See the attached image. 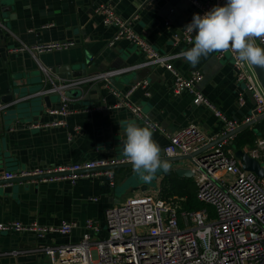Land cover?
Here are the masks:
<instances>
[{
	"label": "crops",
	"instance_id": "0c3cea01",
	"mask_svg": "<svg viewBox=\"0 0 264 264\" xmlns=\"http://www.w3.org/2000/svg\"><path fill=\"white\" fill-rule=\"evenodd\" d=\"M166 1L0 0V22L6 25L5 33L12 43L7 59L0 58V96L15 92L17 97L24 98L40 93L50 84H44L39 63L45 67L63 69L64 65L78 59L83 53L92 58L93 64L103 71L142 64L145 61L144 54L126 39L113 40L117 28L103 24L102 14L94 11L96 5L108 3L121 17H133V29L155 50L178 54L173 64L183 74L199 71L202 79L197 83V88L228 119L240 124L246 122L253 117L254 102L243 84L236 80L232 58L229 55L218 57L217 52H214L192 66L180 56L181 52L193 46L195 33L190 44L183 42L177 46L172 43V34L181 31L197 9L190 2L180 0L172 10L165 11L163 6ZM225 3L226 0H222L221 6ZM50 22L52 26L43 27ZM14 36L26 44L62 40H73L75 44L66 50L40 53L35 59L27 52L11 51L19 43ZM141 67L115 76L120 84H124L118 89L121 93L131 86L129 82L138 75ZM149 73L150 76L142 78L148 81L146 89H134L130 100L140 105L143 113L159 123L160 129L151 131L153 140L161 150L168 143L169 134L191 123L197 124L205 136H220L223 122L205 106L194 104L192 95L187 91L174 93L169 71L162 65H152ZM56 76L54 80L59 84L61 81ZM99 84L102 87L100 96L94 92L74 96L75 89H71L68 93V107L72 112L65 117L51 115L43 106L21 122L9 114L15 100L4 103L8 106L0 110L2 172L53 168L85 160L121 156L123 149L119 139L125 138L127 123L135 121L140 126L144 124L127 108H107L116 104L117 97L110 92L111 85L105 86L104 82ZM145 90L149 91L148 96L144 94ZM243 93L245 102L239 105L237 97ZM49 100L51 107L59 105L58 94L52 93ZM0 105H3L1 101ZM38 110L43 111L38 115ZM34 116H37L39 123L64 119L65 124L52 126L49 123L47 127L43 125L39 128L27 126L26 121L30 122ZM255 125L256 122L249 127ZM68 134L71 135L70 139ZM243 149L249 150L247 146ZM112 170L113 185H110L106 175L80 177L74 183L68 179L38 180L35 182V192L27 189L18 192L17 184H14L11 196H0V221L36 220L47 225L76 221L79 226L68 235L47 233L42 239L30 232H0V264H50L41 251L43 245L78 242L86 218L98 220L101 227L98 236H102L105 234L106 208L138 193H160L163 174L157 176L156 186L150 187L133 171V167ZM189 178L193 180V177Z\"/></svg>",
	"mask_w": 264,
	"mask_h": 264
},
{
	"label": "built area",
	"instance_id": "2783aa9c",
	"mask_svg": "<svg viewBox=\"0 0 264 264\" xmlns=\"http://www.w3.org/2000/svg\"><path fill=\"white\" fill-rule=\"evenodd\" d=\"M188 1L197 9L196 13L203 15L214 6L221 5L222 0ZM94 11L102 14L103 24L117 28L113 40L119 38L128 40L144 54L145 61L137 66L107 69L100 73L60 80L59 84L55 82L50 68L39 63L44 84H50L40 93L55 92L60 100L58 106L47 110L49 114L65 117L72 112L68 107L70 100L68 92L71 89L97 82H104L105 86H108L110 85L108 78L111 76L141 66L162 65L172 75L174 93L187 91L192 95L194 104L205 106L223 122L220 136L240 125L239 122L228 119L197 88L202 74L199 71H192L185 75L179 71L173 64V60L179 55L155 50L133 29V17H121L108 3L96 5ZM191 21L192 19L187 24ZM52 25L50 22L43 27ZM0 26L6 29L2 22ZM193 34L184 27L172 34V43L175 46L183 42L190 44L193 41ZM17 40L18 45L11 48V51L27 52L35 59L40 53L66 50L75 44L73 40L36 44H26L20 39ZM256 43L264 47L259 39ZM225 55L232 58L236 80L243 84L245 91L250 92L254 100V110L257 114H264V90L252 65L237 61L235 53L231 51L217 52L218 57ZM147 85L148 81L143 79L132 84L123 93L110 86V92L117 97V102L107 108H127L144 126L156 131L160 129L159 123L143 113L140 105L130 100V94L134 89L138 87L146 89ZM144 94L148 96L149 91L145 90ZM237 102L239 105L244 104L245 93L239 94ZM7 106L0 105V110ZM49 123L58 126L65 124V121L56 119L42 124L36 122L31 127L39 128L43 125L47 127ZM67 137L70 139L71 135L68 134ZM233 137H226L205 148L210 141L216 139L215 136H205L197 124L191 123L169 134L168 143L163 148L166 156L188 155L203 148L191 157L189 167L196 186V198L210 205L212 212L206 208L181 209L180 202L183 198H161L158 192L138 193L106 208L104 235L98 236L101 227L97 219L86 218L82 223L84 231L78 242L43 245L41 251L47 256L50 264H264V176L242 168L234 149L228 147ZM246 151L257 159L264 169V138H257L255 146ZM126 160L127 158H97L53 168L22 169L17 175L70 171L68 175L42 180L68 179L74 183L80 177L106 175L110 185H113L112 169L99 171L91 169ZM13 176L15 173L5 172L0 178ZM77 226L79 224L76 221H61L56 225H47L36 220L23 222L19 219H8L0 221V232H30L42 239L47 233L68 235Z\"/></svg>",
	"mask_w": 264,
	"mask_h": 264
},
{
	"label": "clouds",
	"instance_id": "9594fccd",
	"mask_svg": "<svg viewBox=\"0 0 264 264\" xmlns=\"http://www.w3.org/2000/svg\"><path fill=\"white\" fill-rule=\"evenodd\" d=\"M194 34L193 46L180 53L192 66L214 52L235 53L237 61L264 69V0H226L203 15L195 13L185 26ZM149 126L129 121L123 141V155L143 181L150 182L158 170L170 171Z\"/></svg>",
	"mask_w": 264,
	"mask_h": 264
},
{
	"label": "water",
	"instance_id": "95a60500",
	"mask_svg": "<svg viewBox=\"0 0 264 264\" xmlns=\"http://www.w3.org/2000/svg\"><path fill=\"white\" fill-rule=\"evenodd\" d=\"M148 1L158 2L159 0H148ZM179 1L180 0H167L163 6L165 11L172 10L173 6H175ZM182 1L186 3L189 2L188 0H182ZM10 45H12V43L7 39V34L5 33V29L0 26V58L1 59L3 60L7 59V56L9 54L8 49ZM114 66L115 65H110V67H114ZM63 67L65 68L63 69L56 68V67H53V68L49 67V68L51 70V73L54 76L57 75L56 77L59 80H67V79H71L75 77H81V76L91 75L95 73H100L103 71L101 70L99 66H95L93 64L92 58H90L86 53H83L81 57H79L78 59L74 61H70ZM252 67L264 90V69H261L255 66H252ZM150 68L151 66L141 67L137 73L138 75H136V77L133 78V80L129 82V85H132L136 83L137 81L142 80V78L150 76V73H149ZM110 69H115V68H110ZM108 81L111 86L117 89H121L124 85V84H120L116 80L115 76L109 77ZM101 88L102 87L98 82L94 84L88 83L87 85H83L81 88L75 89L73 95L76 96L84 92H94V93H98V95L100 96ZM247 94L251 97L250 92L247 91ZM50 95H52V93H49V94L37 93L35 95L22 98V97H17L15 92H10L9 94L0 96V101L4 104V103H8V102L15 100L12 103L13 107L9 110V114L13 115L14 118L22 122L26 118L30 117L32 115V112L36 111V109H38L39 107L45 106L46 109L52 108L50 100H49ZM42 111L43 110H38V115L41 114ZM253 115H254L253 118L240 124L234 130L227 132L225 135L219 136L218 138L210 141L205 148L211 145H214L215 143L225 139L226 137L235 136L241 130L251 126L252 124H254L255 122L259 120H262L264 117V114H257L255 110L253 111ZM32 118L33 120H31L30 122L26 121L28 122L27 126L31 127V125L35 124L36 122L39 123V120H37V116L36 117L34 116ZM124 139L125 138L119 139V141H121L119 144L120 147L122 146L121 149H123ZM202 150L203 148H201L200 150L196 152L188 154V155H175V156H166L164 153V150H161V157L162 159L167 160L169 162L170 169L175 171L178 176H184V177L189 178V177H192L191 169L188 166L191 161V157L193 155L198 154ZM234 154L236 158L239 160V162L242 164L243 169L253 171L259 176H264V169L260 166L258 160L252 157L246 150H244L243 148L235 149ZM115 158L122 159L126 157L123 155V152H122L121 156H115ZM171 165H174V167L172 168ZM118 167H132V164L131 162L126 160L125 162H121V163L111 164V165L102 166V167H96V168L91 169V171L115 169ZM20 170L2 172L3 169L0 168V176L5 172L15 173V176L11 178H2V177L0 178V196L1 195L11 196L13 189H14L13 187L14 184H17L18 192H23L25 189H27V191L29 192H35L37 191L36 184H35L36 181L42 180L45 178H52L56 176H64V175L70 174V171H57V172H51V173H41V174H36V175H24V176L17 175V172H19Z\"/></svg>",
	"mask_w": 264,
	"mask_h": 264
},
{
	"label": "trees",
	"instance_id": "16d2710c",
	"mask_svg": "<svg viewBox=\"0 0 264 264\" xmlns=\"http://www.w3.org/2000/svg\"><path fill=\"white\" fill-rule=\"evenodd\" d=\"M264 138V119L256 122L254 127H247L238 132L232 140V144L228 147L240 149L247 146L249 149L255 145V140ZM194 181L190 178L180 177L175 171L171 170L163 173L162 182L160 185L159 196L161 198L177 197L181 200V209L196 210L206 208L212 212V207L196 198V188Z\"/></svg>",
	"mask_w": 264,
	"mask_h": 264
},
{
	"label": "rangeland",
	"instance_id": "374dc122",
	"mask_svg": "<svg viewBox=\"0 0 264 264\" xmlns=\"http://www.w3.org/2000/svg\"><path fill=\"white\" fill-rule=\"evenodd\" d=\"M232 144V143H231ZM255 146V145H254ZM235 149V148H234ZM163 170H158L157 174L155 175V177L150 181V182H145L148 186L150 187H155V183H156V178H157V175L159 174H163ZM141 178V177H140ZM143 181V180H142Z\"/></svg>",
	"mask_w": 264,
	"mask_h": 264
}]
</instances>
